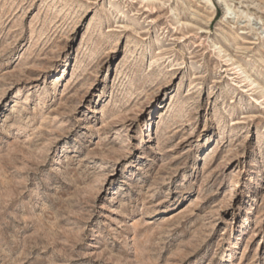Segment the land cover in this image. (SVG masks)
Listing matches in <instances>:
<instances>
[{
    "label": "rangeland",
    "instance_id": "obj_1",
    "mask_svg": "<svg viewBox=\"0 0 264 264\" xmlns=\"http://www.w3.org/2000/svg\"><path fill=\"white\" fill-rule=\"evenodd\" d=\"M0 264H264V0H0Z\"/></svg>",
    "mask_w": 264,
    "mask_h": 264
}]
</instances>
